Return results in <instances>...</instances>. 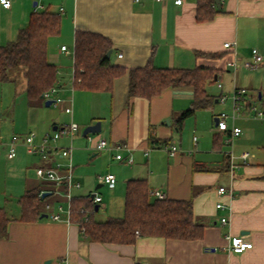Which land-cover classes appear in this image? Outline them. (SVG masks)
Returning <instances> with one entry per match:
<instances>
[{
	"label": "crops",
	"instance_id": "obj_1",
	"mask_svg": "<svg viewBox=\"0 0 264 264\" xmlns=\"http://www.w3.org/2000/svg\"><path fill=\"white\" fill-rule=\"evenodd\" d=\"M202 2L185 0L178 6L174 0H12L10 9L0 4V46L14 42L36 11L47 10L61 19L60 33L49 39L47 52L49 63L58 68L55 91L34 104L26 95L23 99L27 86L23 70L12 72L10 81L0 84V135L5 143L0 148V209L14 219L7 237L0 239V264H264V119L246 116L253 102L264 105V93L256 89L245 102L244 116L240 113L234 123L228 121L230 128L235 125L242 130L240 136L227 142L230 134L217 131V117L232 114L231 100L223 104L218 98L242 87V67L253 60L254 50L264 62V0H220L219 6L216 3L220 12L200 21ZM77 32L108 38L113 65L127 71L148 64L159 69L213 68L214 81L206 90L216 98L214 104L197 110L179 130L178 118L194 102L192 86L168 88L152 99H129L127 72L114 81L111 91L78 88L74 84ZM228 43L231 48H225ZM218 84L223 85L219 88ZM57 99L61 101L54 107L61 111H45L53 106L46 107V101ZM97 122L101 123L100 136L89 143L88 136L99 134L84 136V131ZM72 124L78 130L62 134L52 144L55 150L48 161L28 153L24 144L28 134H36L34 144L39 146L55 127L54 132H60ZM14 136L20 143L16 158L10 160L7 143ZM100 139L108 142V150L96 149L94 143ZM167 146H176V155L171 156ZM67 148H71L70 162L61 157ZM245 153L249 154L246 161ZM92 160L103 166L90 164ZM57 163L63 169L69 163L73 166L81 184L80 189H73V198L94 193L102 198L98 211L94 207L90 215L95 222L122 218L127 183L145 180L152 199H159L155 194L161 193L167 200L191 201L194 219L204 226L203 238L138 236L134 244L83 238L68 212L65 191L55 192L52 183L36 176L37 168ZM232 164L236 166L233 171ZM109 174L116 178L113 186L103 182ZM36 187L42 194L55 193L47 195L46 205L51 208L46 210L45 205L37 221H20L18 200ZM219 188L227 193L220 195ZM91 207L90 201L82 206ZM99 212L102 216L96 221L94 215ZM56 214L60 221L53 220ZM222 219L227 223L222 224ZM233 237L252 243V248L235 253L229 248Z\"/></svg>",
	"mask_w": 264,
	"mask_h": 264
},
{
	"label": "trees",
	"instance_id": "obj_2",
	"mask_svg": "<svg viewBox=\"0 0 264 264\" xmlns=\"http://www.w3.org/2000/svg\"><path fill=\"white\" fill-rule=\"evenodd\" d=\"M201 1V0H200ZM198 19L211 20L220 11L215 0H203L199 5ZM60 15L49 11L34 12L29 26L21 30L17 39L0 46V84L10 81L11 73L23 70L27 82L26 96L30 103L43 101L58 82V68L47 58L48 41L60 33ZM112 43L102 35L77 32L75 44V82L89 91H111L114 81L129 74V99H152L168 88L192 86L194 102L177 120L180 130L186 119L197 110L211 107L216 98L208 94L206 87L214 81V69H159L151 64L127 71L114 66L108 53ZM53 192L49 196H53ZM49 196L44 197L40 187L29 189L18 200L21 207L19 220L34 222L44 214ZM92 204L91 198H73L71 217L80 226L81 235L97 243L134 244L140 237H160L167 240L196 241L203 238L204 226L194 219L191 201L152 199L145 180L127 183L125 213L120 219L98 223L85 221L82 206ZM14 219L7 210L0 209V239L7 237L8 225Z\"/></svg>",
	"mask_w": 264,
	"mask_h": 264
},
{
	"label": "built area",
	"instance_id": "obj_3",
	"mask_svg": "<svg viewBox=\"0 0 264 264\" xmlns=\"http://www.w3.org/2000/svg\"><path fill=\"white\" fill-rule=\"evenodd\" d=\"M140 0H135V2H139ZM159 3H165L168 0H156ZM185 0H174V3L178 6H182ZM194 1V0H190ZM0 4L5 8V9H10L12 6V0H0ZM231 44H225V48H231ZM62 51H67L66 47H62ZM120 58L122 55L119 56ZM263 62V58L258 54L256 50L253 51V60L252 62H246L245 67L246 68H254L260 65ZM218 87L221 88L222 85L218 84ZM53 90L52 92H54ZM48 97V96H47ZM231 100L232 102V114L228 115L226 113H221L217 117V131L219 132H224V133H229L230 138L227 140V142H230L232 138L238 137L242 134V130L238 127H235V125H232L230 128L228 121H232L234 123L241 111L243 110V107L245 105L246 100L248 99L247 92L243 89H238L235 90L234 93L231 96H226V95H221L218 100L220 103L225 104L228 100ZM60 99L56 100V104L60 103ZM252 107V106H251ZM254 113V117L259 118V119H264V111H259L257 110L256 107L251 109ZM66 112H70V109H67ZM78 130V125L72 124L69 128L63 129L60 132H55L53 135L45 137L42 141V143L39 146H36L34 144L35 140V135L33 133L29 134L25 140L24 144L27 147V151L29 154H38L41 156V158L44 161L49 160V153L55 150V148L51 145L52 143H56L57 140L60 139V136L62 134H72L74 131ZM195 141L197 140L196 138L194 139ZM94 139L92 136H88V142L93 143ZM20 140L17 136H14L10 139V141L7 143L8 146V154L7 157L10 160H13L17 156V149L19 146ZM4 140L3 137L0 135V148L4 146ZM95 144V147L98 151H103L108 148V142L106 140L100 139L97 141ZM165 149L169 152L171 156L176 155L178 152V149L176 146H171V147H165ZM61 157L69 160H71V148L63 149L61 151ZM118 160H122V156L118 155L116 157ZM249 158V154L245 153L244 154V161H246ZM128 163H132V160H128ZM235 165H231V171L235 169ZM36 176L40 181L43 182H48L52 183L54 185V190L55 192H59L61 188L65 191V197L67 198L70 209L69 213H71V202L73 200V195L72 191L73 189H80L81 184L76 181L74 173H73V166L71 163H69V167L67 169H63L62 165L60 163H57L53 166H41L36 169ZM103 182L105 184H108L110 186H113L116 183V178L114 175L109 174L106 175L103 178ZM218 193L220 195H224L227 193V190L225 188H219ZM156 197L159 199H164V195L161 193H156ZM89 198H91L92 202V207L90 209L88 208H82L81 213L85 216V221L88 222L90 221V215L94 213V207H96L98 204L102 202V198L94 193L93 195H89ZM51 206L49 204L46 205V210H49ZM218 209L222 208L221 204L217 205ZM60 211L61 208H60ZM61 217L60 215L56 214L53 216V220L55 221H60ZM227 219H222V224H226ZM252 243L244 241L243 238L241 237H233L230 241V249L234 251L235 253H243L247 249L252 248Z\"/></svg>",
	"mask_w": 264,
	"mask_h": 264
},
{
	"label": "rangeland",
	"instance_id": "obj_4",
	"mask_svg": "<svg viewBox=\"0 0 264 264\" xmlns=\"http://www.w3.org/2000/svg\"><path fill=\"white\" fill-rule=\"evenodd\" d=\"M248 62H252L251 60H247ZM246 61V62H247ZM245 62V61H244ZM244 62H242V64L244 63ZM245 62V63H246ZM240 65V64H239ZM239 68H240V66H239ZM253 72H255V74H253ZM229 74H232V73H229ZM229 74H227V75H229ZM240 81L243 83V85H242V87H240V88H238V89H243V90H245L246 92H247V96H248V98L250 97V95H253L254 96V94H255V92H257V90H260L261 92H263L264 93V62H262L260 65H258L257 67H254V68H243L242 67V71H241V77H240ZM223 85V84H222ZM257 89V90H256ZM233 93H234V91H233ZM232 93V94H233ZM231 94V95H232ZM26 94H24V96H23V99H25L26 98V96H25ZM230 95V96H231ZM254 107H256L257 108V110H259V111H264V105H263V101L262 102H259V101H257V102H253L252 103V107H251V109L252 108H254ZM250 109V110H251ZM45 111H47V112H52V111H61V107H57V109H55V107H54V105L52 106V107H50V108H46V110ZM243 111H244V108H243ZM251 112V114H248V115H246L248 118H253L254 119V113H253V111L251 110L250 111ZM249 112V113H250ZM25 115H26V113H25V110H24V118H25ZM229 115V114H228ZM231 115V114H230ZM244 116V113H242L241 112V117H243ZM21 121H22V124H24V120H22V119H20ZM51 133H52V135L55 133L54 131H51ZM35 134V133H34ZM29 135V134H28ZM36 135V134H35ZM98 136H100V134L99 135H92V137L93 138H97ZM57 142H59V140H57ZM52 144H54V143H52V141H51V145ZM110 148V146H108V148H107V150ZM106 151V150H105ZM104 151V152H105ZM40 156V155H39ZM41 157V156H40ZM95 160V159H94ZM94 160H92V161H90V164L92 163V164H94V165H100V163H98V164H95V161ZM101 166H103V165H100V167ZM107 187L106 186H104V187H102L100 190H98V192H101L102 190H104V189H106ZM95 190V189H94ZM102 212H103V210H101ZM102 212H99V213H101L100 215H98L99 213H96L95 215H94V218H95V220L96 221H99V219H100V217L102 216Z\"/></svg>",
	"mask_w": 264,
	"mask_h": 264
},
{
	"label": "water",
	"instance_id": "obj_5",
	"mask_svg": "<svg viewBox=\"0 0 264 264\" xmlns=\"http://www.w3.org/2000/svg\"><path fill=\"white\" fill-rule=\"evenodd\" d=\"M217 5L219 6L220 4V0H216ZM36 6V3H35ZM112 54V52L108 53V57H110ZM56 103L55 100H47L45 105L46 107H50L52 105H54ZM54 131H57V127L54 128ZM101 132V123L97 122L95 125L89 126L85 129L84 131V136H88L89 134H100ZM47 195H49V193H45L44 197H46ZM96 211H98L99 207L98 205L95 207Z\"/></svg>",
	"mask_w": 264,
	"mask_h": 264
}]
</instances>
